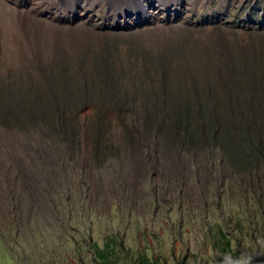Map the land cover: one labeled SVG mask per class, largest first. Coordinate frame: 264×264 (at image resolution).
<instances>
[{
	"label": "rangeland",
	"instance_id": "rangeland-1",
	"mask_svg": "<svg viewBox=\"0 0 264 264\" xmlns=\"http://www.w3.org/2000/svg\"><path fill=\"white\" fill-rule=\"evenodd\" d=\"M136 1L0 0L16 25L0 32V82L33 94L52 72L73 89L106 71L139 95L159 66L181 82L264 58V0ZM84 108L78 142L37 128L17 152L0 136V264H264L261 168L136 140V108Z\"/></svg>",
	"mask_w": 264,
	"mask_h": 264
},
{
	"label": "trees",
	"instance_id": "trees-1",
	"mask_svg": "<svg viewBox=\"0 0 264 264\" xmlns=\"http://www.w3.org/2000/svg\"><path fill=\"white\" fill-rule=\"evenodd\" d=\"M262 57H255V62L249 64L236 59L226 70L216 67L199 75L200 79L192 71L186 72L190 77L181 82L173 78V71L159 66L156 79L149 80L145 87L138 85V89H146L138 91L139 95L117 84L118 80L109 78L106 71L98 74L100 83L92 84L90 80H95L91 74L73 89L63 72H52L54 79L49 85L53 91L45 89V78L33 94L17 82L6 80L0 82V136L9 150L15 148L17 152L26 143L25 137L37 128L45 129L60 142H78L75 123L79 116L72 114L73 109L136 108V113L128 115L136 140L158 139L166 149L178 145L203 150L215 147L229 164L257 167L264 172ZM204 154L207 157V152ZM220 238L225 241L223 233ZM101 258L104 264H112L105 254Z\"/></svg>",
	"mask_w": 264,
	"mask_h": 264
},
{
	"label": "bare ground",
	"instance_id": "bare-ground-1",
	"mask_svg": "<svg viewBox=\"0 0 264 264\" xmlns=\"http://www.w3.org/2000/svg\"><path fill=\"white\" fill-rule=\"evenodd\" d=\"M152 3L153 2H150L149 3L147 0H137L135 2V4L132 3V2H130L129 6H133V7L135 6V7L139 8V9H141L142 11H146V8L148 6H151ZM83 6H86V3H84ZM5 12L8 13V10L5 11V9H3L2 3H0V32H2L4 35H5V31H6V27L7 26H12L13 31H14V28L16 26V25H14L15 20L10 16L11 15V12L8 13V15L10 14L9 16L11 17V19L8 18V15H6ZM3 38H5V36H3Z\"/></svg>",
	"mask_w": 264,
	"mask_h": 264
}]
</instances>
